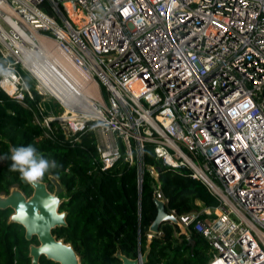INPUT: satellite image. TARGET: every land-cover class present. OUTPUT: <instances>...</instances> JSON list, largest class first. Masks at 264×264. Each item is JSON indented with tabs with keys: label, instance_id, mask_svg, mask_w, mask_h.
Segmentation results:
<instances>
[{
	"label": "built area",
	"instance_id": "built-area-1",
	"mask_svg": "<svg viewBox=\"0 0 264 264\" xmlns=\"http://www.w3.org/2000/svg\"><path fill=\"white\" fill-rule=\"evenodd\" d=\"M38 38L108 93L98 89L88 111L51 93L64 113L39 108L43 134L52 123L71 134L90 126L94 161L106 170L123 158L142 171L152 143L157 158L190 169L218 200L207 217L171 209L176 220L167 221L200 231L207 264H264V0H0V56L9 58L0 90L23 106L32 90L50 96L24 63ZM164 196L158 183L153 197Z\"/></svg>",
	"mask_w": 264,
	"mask_h": 264
},
{
	"label": "trees",
	"instance_id": "trees-1",
	"mask_svg": "<svg viewBox=\"0 0 264 264\" xmlns=\"http://www.w3.org/2000/svg\"><path fill=\"white\" fill-rule=\"evenodd\" d=\"M66 6L73 17L71 4ZM61 12L65 14L63 9ZM77 20L83 22L84 17L79 14ZM7 60L0 56V70ZM15 66L20 68L19 64ZM22 71L25 82L29 83L28 73ZM32 71L38 74L35 69ZM43 84L53 93L52 83L43 80ZM100 87L107 98V91ZM78 99L88 104L83 96ZM59 101L69 107L68 97ZM24 102L26 106L0 90V194H7L12 186L25 196L30 194L31 188L21 172L14 169L11 156L13 149L32 145L39 156L57 163L39 181L45 182L51 191L54 186L48 176L54 175L67 191L66 199L59 206V211L66 212V226L53 229L52 234L73 244L81 264H121L115 255L117 249L135 259L147 245V259L143 264L208 263L209 243L192 225L183 231L176 223L165 221L158 233L149 230L157 216L153 196L158 183L166 197V209L180 215L195 211L198 218L207 217L204 210L218 205L204 184L192 177L190 169L163 163L155 156L152 143L144 146L142 171L136 161L130 163L123 158L116 160L112 168L103 169L94 161L96 150L90 126L81 133L71 134L52 123V131L45 136L43 129L34 123L33 115L39 108L43 114L56 115L58 105L52 97L35 90L31 98L24 96ZM153 169L155 172H151ZM10 212L9 208L0 209V264H29L28 245L36 244V239L26 240L21 225L7 222ZM148 233L152 235L148 237ZM38 263L58 264L44 256L39 257Z\"/></svg>",
	"mask_w": 264,
	"mask_h": 264
},
{
	"label": "water",
	"instance_id": "water-1",
	"mask_svg": "<svg viewBox=\"0 0 264 264\" xmlns=\"http://www.w3.org/2000/svg\"><path fill=\"white\" fill-rule=\"evenodd\" d=\"M48 180L54 186L53 196L46 188L45 182L39 180L34 183L27 182L31 188L30 194L25 196L17 187H10L7 194H0V209L11 210L7 222L21 225L26 240L35 237L37 243L28 245L29 264H39L40 256L58 264H81L73 244L52 234L53 229L66 226V212L59 211V206L66 199L67 191L54 175L48 176ZM154 201L157 216L152 220L149 230L158 233L161 223L167 220L175 221L176 217L167 211L163 201L155 198ZM148 249L147 245L145 251L135 259L127 257L120 249L116 250L115 255L121 259V264H143L147 259Z\"/></svg>",
	"mask_w": 264,
	"mask_h": 264
},
{
	"label": "bare ground",
	"instance_id": "bare-ground-1",
	"mask_svg": "<svg viewBox=\"0 0 264 264\" xmlns=\"http://www.w3.org/2000/svg\"><path fill=\"white\" fill-rule=\"evenodd\" d=\"M38 40L40 44L39 50H36L35 53L28 50L25 51V55L28 58L24 61L27 70L42 83V86L49 93L50 91L44 86L43 80L52 83L54 88L53 94L56 95L58 100L68 97V108H75L76 106L81 110L88 111L91 100L99 97V91H97L90 76L73 67L70 63H68L69 67L64 66L63 63L65 61L56 50L54 42L43 38H38ZM51 49L56 51H52ZM43 53H46L48 58H45L46 55L43 58ZM31 58L37 59L38 62L36 63ZM59 67L64 70H60ZM32 69H35L38 74L34 73ZM80 95L84 97L88 104L85 105L79 101L78 97Z\"/></svg>",
	"mask_w": 264,
	"mask_h": 264
},
{
	"label": "clouds",
	"instance_id": "clouds-1",
	"mask_svg": "<svg viewBox=\"0 0 264 264\" xmlns=\"http://www.w3.org/2000/svg\"><path fill=\"white\" fill-rule=\"evenodd\" d=\"M14 169L21 172L22 178L29 183H34L44 176L50 168L57 167V163L39 156L32 145L22 146L12 150Z\"/></svg>",
	"mask_w": 264,
	"mask_h": 264
},
{
	"label": "rangeland",
	"instance_id": "rangeland-1",
	"mask_svg": "<svg viewBox=\"0 0 264 264\" xmlns=\"http://www.w3.org/2000/svg\"><path fill=\"white\" fill-rule=\"evenodd\" d=\"M66 8H68V7H66ZM71 8L73 9V6L71 5ZM68 10H69V8H68ZM70 11V10H69ZM43 39H45V38H43ZM45 40H47V39H45ZM18 71H19V73L21 74V76L23 77V75H22V70H20V68L19 69H17ZM24 73V72H23ZM27 73H29V72H27ZM26 74V73H25ZM29 75V77H30V79H29V83L28 82H26L27 83V85L29 86V87H33V84H34V82H35V80L31 77V74H28ZM23 79H24V77H23ZM25 80V79H24ZM95 87H96V84H95ZM97 88V87H96ZM46 89H47V86H46ZM98 89H101V87H100V85H99V87H98ZM97 89V90H98ZM50 91V90H49ZM45 95V97H50L49 96V94H47L46 92H43ZM52 97V99H54V102L58 105V108L57 107H55V109H56V111H57V113L58 114H63L64 113V107H62L61 105H60V103L55 99V97H53V96H51Z\"/></svg>",
	"mask_w": 264,
	"mask_h": 264
},
{
	"label": "flooded vegetation",
	"instance_id": "flooded-vegetation-1",
	"mask_svg": "<svg viewBox=\"0 0 264 264\" xmlns=\"http://www.w3.org/2000/svg\"><path fill=\"white\" fill-rule=\"evenodd\" d=\"M53 190H54V188L50 192H52Z\"/></svg>",
	"mask_w": 264,
	"mask_h": 264
}]
</instances>
